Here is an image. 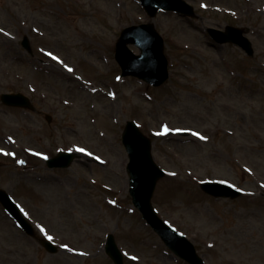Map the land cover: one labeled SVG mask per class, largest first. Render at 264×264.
I'll use <instances>...</instances> for the list:
<instances>
[{
    "label": "rangeland",
    "instance_id": "rangeland-1",
    "mask_svg": "<svg viewBox=\"0 0 264 264\" xmlns=\"http://www.w3.org/2000/svg\"><path fill=\"white\" fill-rule=\"evenodd\" d=\"M187 1L196 17L153 19L169 78L152 87L120 77L114 59L120 30L150 20L139 0H0V94L22 92L34 105L0 101V188L59 246L45 251L0 205V264H113L108 233L125 264H189L131 203L121 143L130 119L166 171L152 197L160 217L205 264H264V0ZM226 25L245 30L252 56L206 31ZM59 150L77 158L48 168ZM210 179L245 194L216 199L198 186Z\"/></svg>",
    "mask_w": 264,
    "mask_h": 264
},
{
    "label": "water",
    "instance_id": "water-1",
    "mask_svg": "<svg viewBox=\"0 0 264 264\" xmlns=\"http://www.w3.org/2000/svg\"><path fill=\"white\" fill-rule=\"evenodd\" d=\"M140 2L150 17H154L158 10H175L183 15H194L193 7L184 0H140ZM208 32L217 42L238 44L248 54H252L251 44L242 35V29L226 26L225 31L209 28ZM22 43L28 48L26 38ZM128 44L136 45L140 53L134 54L128 48ZM115 57L122 69L123 76L133 75L154 86L160 85L168 77L167 59L163 54V39L156 32L153 23H143L124 28L116 42ZM1 101L7 105L31 107L28 98L20 93L1 94ZM122 142L129 157L127 170L131 175L130 193L133 203L140 209L146 221L177 255L191 264H203L192 243L163 223L156 216L150 204L155 183L164 174L153 161L150 151V139L138 130L133 121H128L122 134ZM72 159V153L60 152L54 158L48 159L47 164L49 167H65L69 165ZM201 187L207 193L215 196L234 198L241 193L239 190L237 191L220 183H201ZM0 203L27 234L34 235L31 225L22 217L17 205L2 189H0ZM39 241L49 252L55 251L54 245L48 240L41 239ZM106 251L115 264H123L122 256L114 243L112 235L108 236Z\"/></svg>",
    "mask_w": 264,
    "mask_h": 264
},
{
    "label": "snow or ice",
    "instance_id": "snow-or-ice-1",
    "mask_svg": "<svg viewBox=\"0 0 264 264\" xmlns=\"http://www.w3.org/2000/svg\"><path fill=\"white\" fill-rule=\"evenodd\" d=\"M165 131H168L167 129H165ZM179 131V130H177ZM194 135H199L198 133H194ZM201 139H205L204 137H200ZM79 151H84L83 149H79ZM48 239H51V237H48Z\"/></svg>",
    "mask_w": 264,
    "mask_h": 264
}]
</instances>
